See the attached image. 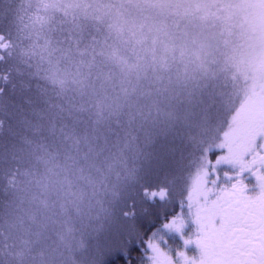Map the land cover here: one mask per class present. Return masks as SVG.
Segmentation results:
<instances>
[{
  "label": "trees",
  "instance_id": "obj_1",
  "mask_svg": "<svg viewBox=\"0 0 264 264\" xmlns=\"http://www.w3.org/2000/svg\"><path fill=\"white\" fill-rule=\"evenodd\" d=\"M75 4L0 0V264L16 258L11 207L24 210V192L44 182L45 193L63 191L61 218L50 222L55 245H44L41 217L26 219L18 235L32 243L19 264H30V252L34 264L47 255L53 264L146 263L147 240L176 237L163 224L205 148L210 158L224 151L214 146L243 99L226 78V19L188 17L186 51L163 38L173 32L129 16L127 4L120 16ZM22 171L33 179L22 182ZM161 190L163 199L152 195Z\"/></svg>",
  "mask_w": 264,
  "mask_h": 264
},
{
  "label": "snow or ice",
  "instance_id": "obj_2",
  "mask_svg": "<svg viewBox=\"0 0 264 264\" xmlns=\"http://www.w3.org/2000/svg\"><path fill=\"white\" fill-rule=\"evenodd\" d=\"M264 111L233 119V126L215 144L220 154L205 148L179 211L163 225L183 242L172 253L147 240L151 264H264ZM209 165L214 178L209 186ZM221 165L229 183H221ZM245 173L255 178V190ZM164 198L166 192L153 193ZM189 223L193 225L185 234ZM161 239H164L161 237ZM165 243L167 241L165 240Z\"/></svg>",
  "mask_w": 264,
  "mask_h": 264
},
{
  "label": "rangeland",
  "instance_id": "obj_3",
  "mask_svg": "<svg viewBox=\"0 0 264 264\" xmlns=\"http://www.w3.org/2000/svg\"><path fill=\"white\" fill-rule=\"evenodd\" d=\"M28 1V0H21ZM29 1H48V0H29ZM63 1L65 4L69 3H86L92 9L106 11L113 9L115 15H118V8L127 4V14L131 16L135 14L136 18L144 19V22L148 25L153 23L158 26L160 34H171L173 37H163L169 42L182 41L184 45L175 46L179 47L178 50H186L194 45L193 38H183L181 34L184 31L188 33V26H190L189 18L202 17L204 19H211L214 17H221L230 22L229 26L223 28V32L228 35V41L233 43L231 51L227 54L229 63L232 65L226 78L233 80L234 91L240 93L241 104L237 102L234 112L231 115L230 125L233 126V119L239 118L244 114L256 115L261 111H264V0H55ZM80 1V2H79ZM107 1H110L108 3ZM75 4V5H76ZM115 7V5H117ZM87 7V6H86ZM116 8V9H115ZM114 15L112 12L110 13ZM240 24L239 29L232 27L233 25ZM180 27V31L178 30ZM230 33H234L231 35ZM192 37L194 35L191 34ZM236 36H240V39ZM4 45V44H3ZM2 47V42L0 41ZM173 47V46H172ZM171 48V47H170ZM169 49V51H173ZM147 51V50H146ZM228 52V50L226 51ZM228 63V64H229ZM225 64L220 61L217 66H212V70L220 65ZM219 69V68H217ZM216 69V70H217ZM215 70V71H216ZM240 105V106H239ZM264 140V137L260 138ZM49 173H53V165L51 164ZM33 179L26 171H22L21 181H29ZM47 182L42 184L35 190V194L30 193L27 195L24 192V210H21L18 204L16 207H11V213L15 218H11L10 225H8L11 231H7L8 240L12 243L15 249L16 258L13 259L14 264L22 262L21 258H24L23 250L31 245L32 240L27 241L23 236V233L18 235L19 230L27 232L26 219L32 220L34 217H41L43 220L44 228L46 229L45 237L47 241L44 243L48 246L52 240V232L55 230V225H52V217H56L59 220L62 213L59 212V208L63 207V191H61V197L53 193H45L47 191ZM32 197L30 201L27 199ZM28 204H27V203ZM30 202L31 211L28 213V207ZM59 203V207H58ZM24 212V214H22ZM27 214L29 217L27 218ZM22 221V223H21ZM168 221V220H167ZM166 221V222H167ZM165 222V223H166ZM21 223V224H20ZM164 223V224H165ZM163 224V225H164ZM33 229L41 234L40 227L33 224ZM165 233L168 234V230L165 229ZM21 231V232H22ZM17 232V233H16ZM172 232H169L171 234ZM187 235V233L185 232ZM176 235V234H175ZM174 235V236H175ZM42 238V237H41ZM50 239V241H48ZM158 239V238H157ZM156 241V239H151ZM62 240V244H63ZM41 243V242H40ZM148 248V246H147ZM147 254H150L149 248ZM52 255H47L44 258H39L43 261L42 264H53ZM63 256V255H62ZM30 264H34L33 255L30 252L28 257ZM57 260V264H75L72 261ZM37 262V261H36Z\"/></svg>",
  "mask_w": 264,
  "mask_h": 264
},
{
  "label": "flooded vegetation",
  "instance_id": "obj_4",
  "mask_svg": "<svg viewBox=\"0 0 264 264\" xmlns=\"http://www.w3.org/2000/svg\"><path fill=\"white\" fill-rule=\"evenodd\" d=\"M224 166L222 168V170H220V175H221V179L220 181H218L216 187H219L221 183H229L228 179L226 177L223 176V172L224 171H235V169H232L230 166H226V165H222ZM210 176H209V186H211V180L214 178V174L211 173V169H210ZM245 178H246V182L249 183L250 185L253 186V188L251 189L252 191L255 190V178L253 176H251L249 173H245ZM193 225H191V223H189V226L186 228L185 232L188 233L192 230ZM170 231H168V235H175V232H172L171 234H169ZM176 237H163L164 239H161V237H159L158 239H156V242H158L161 247H163L164 249L170 251L172 253L173 256H175V251L177 248L182 247V241L179 239V236L176 234ZM165 240L167 241V243H165ZM146 263L144 264H151L150 260H149V255L146 254Z\"/></svg>",
  "mask_w": 264,
  "mask_h": 264
}]
</instances>
